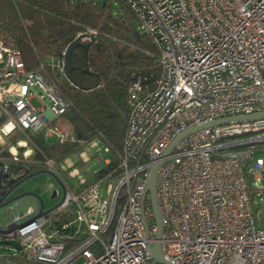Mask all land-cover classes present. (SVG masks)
Listing matches in <instances>:
<instances>
[{
    "label": "built area",
    "instance_id": "built-area-1",
    "mask_svg": "<svg viewBox=\"0 0 264 264\" xmlns=\"http://www.w3.org/2000/svg\"><path fill=\"white\" fill-rule=\"evenodd\" d=\"M119 1L130 7L139 30L157 45L161 65L154 85L141 74L128 85L130 112L119 163L123 174L105 186L89 183L81 195L60 184L62 200L48 214L32 206L21 212L15 201L10 222L0 224L11 229L0 234V256L19 255L38 264H75L81 256V264H160L151 251L157 223L147 190L149 171L160 163L159 241L171 264H264V227L258 226L256 213V198L264 195V119L200 129L164 154L194 126L264 111V0ZM95 32L88 29L77 38L88 43ZM53 62L54 71L66 77L64 58ZM69 106L43 64L28 69L22 53L0 40V137L19 128L44 130L60 142L76 141L72 127L63 126L69 123L63 116ZM91 144L79 160H92L87 151ZM27 145L21 140L16 146ZM77 162L67 158L62 164L72 179L80 175ZM43 169L54 173V162L46 161ZM21 173L20 168L0 166L1 194ZM85 182L80 176L78 184ZM70 205L90 237L67 250L64 242L51 241L44 227L49 216ZM2 241H16L21 248Z\"/></svg>",
    "mask_w": 264,
    "mask_h": 264
},
{
    "label": "trees",
    "instance_id": "trees-1",
    "mask_svg": "<svg viewBox=\"0 0 264 264\" xmlns=\"http://www.w3.org/2000/svg\"><path fill=\"white\" fill-rule=\"evenodd\" d=\"M117 4L113 0H0V40L22 53L28 69L44 65L45 72L70 101L63 116L77 138L50 141L44 130L30 133L15 129L6 137L5 145H0V161L20 168L19 180L44 170L43 164L48 160L54 162L55 179L78 195L89 183L100 181L105 186L122 176L119 163L130 112L128 85L134 75L140 74L147 78V84L154 85L161 75V65L157 45L139 30L136 15L124 2ZM88 29L96 32L87 49L80 46L73 51L72 82L58 70L55 72L52 62L63 59L67 47ZM21 140L27 141V147L16 146ZM94 141L110 147L112 158L92 176H85L84 184L76 185L62 164ZM12 146L17 147V155L11 153ZM28 149H32V154L25 157ZM84 163L79 160L76 165L82 167ZM74 212L75 206L70 205L49 216L44 227L51 241L64 242L67 250L90 237L76 221ZM116 223L117 218L106 231V240L112 236ZM4 260L29 263L19 255L0 256V261Z\"/></svg>",
    "mask_w": 264,
    "mask_h": 264
},
{
    "label": "water",
    "instance_id": "water-1",
    "mask_svg": "<svg viewBox=\"0 0 264 264\" xmlns=\"http://www.w3.org/2000/svg\"><path fill=\"white\" fill-rule=\"evenodd\" d=\"M84 47L85 49H87L89 47V43H83L80 38H76L66 49L65 53H64V74L66 76V78L69 81L73 82V70H74V63H73V51L75 48L77 47ZM264 119V111L262 112H255L252 114H244V115H237V116H231V117H222L219 119H215L213 121L207 122L203 125H197L194 126L190 129H188L187 131L181 133L180 135H178L174 141L170 144V146L166 149V151L164 152L165 155L169 154L173 148L185 137H187L188 135L206 128V127H213V126H218V125H223V124H229L232 122H246V121H257V120H262ZM3 164V162L0 161V166ZM160 167V163H156L154 164L150 171H149V176H148V182H147V190L150 193L151 196V201H152V206H153V211H154V216L156 219V223H157V240L152 244L151 246V251H152V255L153 258L155 260L156 263H160V264H171V262L165 258L164 253H163V249H162V244L159 241V239L162 236V232H163V225H162V221H161V215L159 212V207H158V201H157V179H158V169ZM41 173H48L50 175H52L54 178H56L54 176L53 172H48L45 170H40V171H36L33 172L31 174H29L28 176H26L25 178H23L20 182H17L14 187L8 189V190H4L2 192V196L0 197V211L8 204H11L12 202L17 201L20 197H22L23 195H29L32 193L29 192H25L22 193L16 197H12L11 198V194L13 193V191L18 188V186L25 182L26 180L30 179L31 177H33L36 174H41ZM57 182L61 185H63L61 182H59L57 180ZM57 196V192L54 191L52 194V197H56ZM38 200L40 201V213L42 214H48L52 208H50L49 210H44V204L43 201L40 197H38ZM11 229H2L0 228V234H7ZM2 244H8V245H12L14 248L16 249H20L21 246L18 242L16 241H2Z\"/></svg>",
    "mask_w": 264,
    "mask_h": 264
},
{
    "label": "rangeland",
    "instance_id": "rangeland-1",
    "mask_svg": "<svg viewBox=\"0 0 264 264\" xmlns=\"http://www.w3.org/2000/svg\"><path fill=\"white\" fill-rule=\"evenodd\" d=\"M113 3L117 4L116 0H113ZM32 105L38 107L40 103L37 99H33ZM63 126L66 128L67 127L70 128L71 124L64 122ZM6 137H4L5 143L7 141ZM48 139L50 141H56L57 137L56 135H53L48 137ZM89 147L90 148H88L87 151L89 150V153L92 155L93 159L91 161L85 162L82 167H78L76 165L77 169L80 172V175L74 178V182L77 184L80 182V176H87V175L92 176L98 169L102 167L103 162H107L112 158L110 152H106L104 150L105 146L102 143V141L99 142L97 141V143L94 146L91 144V146ZM69 158L74 162H77L79 160V155L74 154ZM54 191L57 192L56 197H52ZM25 192H29L32 194L23 195L17 200L18 209L21 212L25 211L29 206H32L35 209L40 208V201L38 200V197H40L43 201L44 210H49L50 208L56 206L62 200L63 197L61 185L57 182L55 178H53L50 174L47 173L36 174L27 181H25L19 188L13 191L12 197H16ZM256 200L260 204L259 206H257V210H256L257 224L260 227H264V195L257 197ZM11 204L6 205L0 211V221H5L9 217H11V210H10ZM84 261H85V257L81 256L75 261V264H81Z\"/></svg>",
    "mask_w": 264,
    "mask_h": 264
},
{
    "label": "clouds",
    "instance_id": "clouds-1",
    "mask_svg": "<svg viewBox=\"0 0 264 264\" xmlns=\"http://www.w3.org/2000/svg\"><path fill=\"white\" fill-rule=\"evenodd\" d=\"M21 143L23 144L24 142H21ZM10 151L13 153V155H16L17 150H16L15 147L11 148ZM31 154H32V149H28V150L24 153L25 157H28V156H30Z\"/></svg>",
    "mask_w": 264,
    "mask_h": 264
},
{
    "label": "crops",
    "instance_id": "crops-1",
    "mask_svg": "<svg viewBox=\"0 0 264 264\" xmlns=\"http://www.w3.org/2000/svg\"><path fill=\"white\" fill-rule=\"evenodd\" d=\"M0 145L2 146V145H5V139H4V137H0ZM93 159V158H92ZM48 174V173H47ZM10 218L11 217H9L7 220H5V221H0V224H2L3 226L4 225H6V224H8L9 222H10Z\"/></svg>",
    "mask_w": 264,
    "mask_h": 264
},
{
    "label": "flooded vegetation",
    "instance_id": "flooded-vegetation-1",
    "mask_svg": "<svg viewBox=\"0 0 264 264\" xmlns=\"http://www.w3.org/2000/svg\"><path fill=\"white\" fill-rule=\"evenodd\" d=\"M52 176V175H51ZM22 179H20V180H17V181H15L14 183H9V184H7L6 185V190H8V189H10V188H12V187H14V185L17 183V182H20ZM27 181V180H26ZM24 183V182H23ZM23 183H21L19 186H18V188L23 184ZM17 189V188H16ZM2 196V194H1V192H0V197ZM11 197H12V194H11Z\"/></svg>",
    "mask_w": 264,
    "mask_h": 264
}]
</instances>
